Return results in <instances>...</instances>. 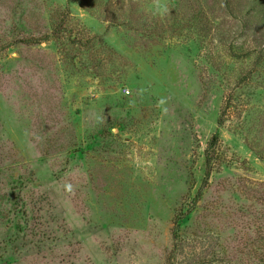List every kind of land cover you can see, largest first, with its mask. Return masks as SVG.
Instances as JSON below:
<instances>
[{
    "label": "rangeland",
    "instance_id": "obj_1",
    "mask_svg": "<svg viewBox=\"0 0 264 264\" xmlns=\"http://www.w3.org/2000/svg\"><path fill=\"white\" fill-rule=\"evenodd\" d=\"M263 238L264 0H0V264H264Z\"/></svg>",
    "mask_w": 264,
    "mask_h": 264
},
{
    "label": "trees",
    "instance_id": "obj_2",
    "mask_svg": "<svg viewBox=\"0 0 264 264\" xmlns=\"http://www.w3.org/2000/svg\"><path fill=\"white\" fill-rule=\"evenodd\" d=\"M218 139H219V138H218V135L216 134V135L214 136V138H213L211 144H212V145H213V144H216L217 141H218ZM212 157H213V154H208V157H207V163H208V168H209V169H208V174H210V172H211V171H210V170H211V169H210V168H211L210 166H211V160H212ZM263 239H264V238H263ZM262 243H264V242H262ZM261 259H262V260L264 259L263 256L259 258V261H260Z\"/></svg>",
    "mask_w": 264,
    "mask_h": 264
}]
</instances>
